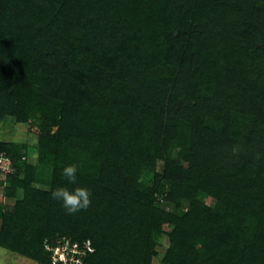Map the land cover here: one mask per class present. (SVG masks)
Masks as SVG:
<instances>
[{
  "label": "trees",
  "instance_id": "trees-1",
  "mask_svg": "<svg viewBox=\"0 0 264 264\" xmlns=\"http://www.w3.org/2000/svg\"><path fill=\"white\" fill-rule=\"evenodd\" d=\"M9 121L36 146L0 139V248L153 264L164 238L159 264H264V0H0ZM73 163L92 203L69 214Z\"/></svg>",
  "mask_w": 264,
  "mask_h": 264
},
{
  "label": "rangeland",
  "instance_id": "rangeland-1",
  "mask_svg": "<svg viewBox=\"0 0 264 264\" xmlns=\"http://www.w3.org/2000/svg\"><path fill=\"white\" fill-rule=\"evenodd\" d=\"M0 139L4 141L14 142V143H24L29 145V151L31 155L35 152L36 138L35 135L31 133L29 125L27 124H16L13 122H5L0 125ZM5 202L1 193L0 186V203ZM206 204L209 200L205 201ZM168 244L166 239H161L159 245L156 247L157 256L153 259V264H159L162 260L164 252ZM0 264H37L36 262L21 257L15 253L9 252L5 249L0 248Z\"/></svg>",
  "mask_w": 264,
  "mask_h": 264
},
{
  "label": "clouds",
  "instance_id": "clouds-1",
  "mask_svg": "<svg viewBox=\"0 0 264 264\" xmlns=\"http://www.w3.org/2000/svg\"><path fill=\"white\" fill-rule=\"evenodd\" d=\"M80 168L77 164L66 165L62 169V176L69 184L76 185L73 188L59 186L53 192L54 199L60 201L69 214L77 213L87 209L92 203L91 189L77 184Z\"/></svg>",
  "mask_w": 264,
  "mask_h": 264
},
{
  "label": "built area",
  "instance_id": "built-area-1",
  "mask_svg": "<svg viewBox=\"0 0 264 264\" xmlns=\"http://www.w3.org/2000/svg\"><path fill=\"white\" fill-rule=\"evenodd\" d=\"M7 166L8 161L0 159V168L5 169ZM44 247L51 253V264H82L80 257L85 254L84 251H81L77 243L71 242L66 237L58 239L54 248H51L46 242ZM84 248L91 251L89 244Z\"/></svg>",
  "mask_w": 264,
  "mask_h": 264
}]
</instances>
